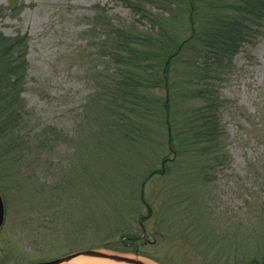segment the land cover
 <instances>
[{"label": "rangeland", "instance_id": "374dc122", "mask_svg": "<svg viewBox=\"0 0 264 264\" xmlns=\"http://www.w3.org/2000/svg\"><path fill=\"white\" fill-rule=\"evenodd\" d=\"M0 7L3 34L29 36L24 120L14 142L22 156L5 160L0 143V261L50 260L117 242L129 225L151 257L97 249L147 264H264V22L218 84L216 153L191 144L190 134L177 140L176 153L160 147L168 134L162 114L160 128L132 141L108 126L113 109L100 112L91 102L116 69L101 54V15L118 27L153 24L131 0H0ZM125 107L121 113L133 114ZM50 129L57 140L43 145Z\"/></svg>", "mask_w": 264, "mask_h": 264}, {"label": "trees", "instance_id": "16d2710c", "mask_svg": "<svg viewBox=\"0 0 264 264\" xmlns=\"http://www.w3.org/2000/svg\"><path fill=\"white\" fill-rule=\"evenodd\" d=\"M131 4L153 24L149 29L118 27L109 20L105 24V15H101L98 24L107 30L101 40V54L108 57L116 69L99 82L91 102L100 112L113 109L114 113L108 115V126H116L132 141L139 134H148L150 126L153 130L160 128L158 121L162 114L163 120L159 122L168 134L160 147L181 152L179 148L183 146L179 147L176 142L179 138L186 140L190 134L191 144H198L200 150L208 154L216 153L217 116L223 105L218 84L231 71L240 48L260 31L259 25L264 22V0H131ZM150 4L158 13L148 8ZM4 11L0 7V16ZM189 23L193 24L194 31L180 41ZM28 43L29 36L8 37L0 31V143L7 149L5 160L22 156L20 145L14 142L24 120L22 92L28 69ZM186 100L196 101L198 106L187 107ZM125 106L133 114L121 113ZM54 132L50 129L45 134L43 145L56 142ZM8 144H15L13 156ZM116 155H112L113 159ZM167 159L164 156L163 161ZM153 172L162 174L164 169ZM66 179L70 182L69 176ZM118 231L121 239L117 242L90 244L89 247L149 256L140 250V241L146 239L144 235L132 232L129 225ZM142 231L146 232L145 227ZM46 259L49 258L23 257L5 262L3 259L0 264H33Z\"/></svg>", "mask_w": 264, "mask_h": 264}, {"label": "water", "instance_id": "95a60500", "mask_svg": "<svg viewBox=\"0 0 264 264\" xmlns=\"http://www.w3.org/2000/svg\"><path fill=\"white\" fill-rule=\"evenodd\" d=\"M5 223V203L0 191V230ZM93 257V258H107L118 262H125L128 264H147L143 259L138 256L122 255L117 253H109L98 249H83L76 251L55 259L39 261L34 264H72L78 257Z\"/></svg>", "mask_w": 264, "mask_h": 264}, {"label": "bare ground", "instance_id": "6f19581e", "mask_svg": "<svg viewBox=\"0 0 264 264\" xmlns=\"http://www.w3.org/2000/svg\"><path fill=\"white\" fill-rule=\"evenodd\" d=\"M75 261L91 262V263H95V264H128L125 262H118V261L107 259V258H93V257H87V256L86 257H84V256L78 257Z\"/></svg>", "mask_w": 264, "mask_h": 264}]
</instances>
